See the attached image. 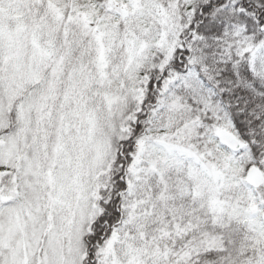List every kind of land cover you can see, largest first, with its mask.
<instances>
[{"label": "snow or ice", "instance_id": "obj_1", "mask_svg": "<svg viewBox=\"0 0 264 264\" xmlns=\"http://www.w3.org/2000/svg\"><path fill=\"white\" fill-rule=\"evenodd\" d=\"M0 264H264V0H0Z\"/></svg>", "mask_w": 264, "mask_h": 264}]
</instances>
